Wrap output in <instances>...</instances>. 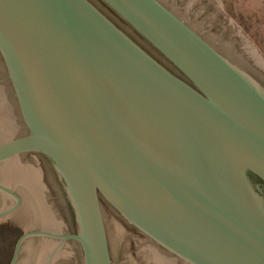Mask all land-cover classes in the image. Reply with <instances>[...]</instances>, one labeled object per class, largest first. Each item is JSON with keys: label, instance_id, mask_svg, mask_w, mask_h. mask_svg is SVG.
<instances>
[{"label": "water", "instance_id": "1", "mask_svg": "<svg viewBox=\"0 0 264 264\" xmlns=\"http://www.w3.org/2000/svg\"><path fill=\"white\" fill-rule=\"evenodd\" d=\"M0 63L21 120L0 164L48 158L75 222L25 230L8 264L32 237L113 264L103 205L178 263L264 264V76L243 54L162 0H0ZM0 193L1 219L21 196Z\"/></svg>", "mask_w": 264, "mask_h": 264}, {"label": "rangeland", "instance_id": "2", "mask_svg": "<svg viewBox=\"0 0 264 264\" xmlns=\"http://www.w3.org/2000/svg\"><path fill=\"white\" fill-rule=\"evenodd\" d=\"M162 1L182 18L189 20L192 26L215 38L232 51L243 54L264 76V0H207L212 8L205 14V22L212 24L215 21V24H218L217 30L209 32H205L206 29L197 23L199 20H194L188 15L190 4L197 0H184L182 5L177 3V0ZM202 10L199 8L197 11ZM0 91L3 93L0 94V106H5L7 102L12 106L11 117L1 118L0 116V138H2L17 130L19 123L16 122L14 106L3 83H0ZM21 164L36 172L41 196L51 210V220L47 223L42 221L34 197L25 185L16 181H7L0 173V181L12 186L22 197L18 209L0 219V264H8L16 238L30 227L42 225L55 226L60 229L66 227L62 212L55 202L49 199L51 195L45 191L47 186L45 185L44 188L41 182L40 170L27 159H21ZM54 188L57 197H60L55 184ZM10 203L11 199L0 193V209ZM103 213L109 236L112 263L149 264V249L153 245L143 235L124 225L107 205H103ZM42 241H49L52 246H56L54 244L56 241L37 237L29 238L23 243L16 264H83L79 249L73 241H65L58 247V252L56 251L51 257L49 254H43Z\"/></svg>", "mask_w": 264, "mask_h": 264}, {"label": "flooded vegetation", "instance_id": "3", "mask_svg": "<svg viewBox=\"0 0 264 264\" xmlns=\"http://www.w3.org/2000/svg\"><path fill=\"white\" fill-rule=\"evenodd\" d=\"M177 3L182 5L184 3V0H177ZM199 8H201L203 10L197 11ZM211 8H212L211 3L207 0L194 1L190 4V6L188 8V15L190 17H192L194 20H199V21H197V23L202 25V27L204 29H206V30H204L205 32H209L211 30H217V28H218V24H215V21H213L212 24H207V22H205L206 21V15L205 14ZM187 21L189 22V20H187ZM151 52L160 61H162L167 67H169L173 72H175L177 75L183 77L181 72L171 68L170 64L169 63L167 64V61L165 60L166 61L165 62L163 60V57L161 55H159L156 51H154V52L151 51ZM2 71H3L2 65L0 63V83H3V87L6 88V93L8 94L7 85H6L7 81H6ZM15 114H16L15 119H16V122L19 123L18 124L19 128L15 131L9 133V134H6L5 136L11 135L14 132L16 133L21 129V120L17 116V112H15ZM19 157L22 160L27 159V160L31 161L40 170L41 182H43L44 188H45V185L47 186V189H45L46 193L48 195H51V197H49V199L51 198L55 202V204L58 206L59 210L62 212V214L65 218L66 227L64 229H61L60 231L65 232V233L74 232L75 231V222H74V218L72 215L70 205L66 204V202H63L59 197H57L58 195H57L55 188H54V180H53L54 179V173H53L52 167L50 166V161L48 160V158H46L44 155H42L38 152H34V151H28V152L22 153ZM21 202H22V197H21ZM21 202H20V204H21ZM39 227H41V226L30 227L29 229H35V228H39ZM51 227H55V226H51Z\"/></svg>", "mask_w": 264, "mask_h": 264}, {"label": "bare ground", "instance_id": "4", "mask_svg": "<svg viewBox=\"0 0 264 264\" xmlns=\"http://www.w3.org/2000/svg\"><path fill=\"white\" fill-rule=\"evenodd\" d=\"M2 92L0 91V94ZM3 94V93H2ZM5 96V95H4ZM12 106L7 102L5 106H0V116L1 118L11 117ZM3 120V119H2ZM0 173L7 181H16L25 185L30 193L33 195L36 202L38 211L42 217L44 223L51 220V210L50 207L46 204V201L41 196L40 183L38 184L37 174L33 169L29 170V167H26L21 164V158L15 157L0 166ZM40 182V181H39ZM58 248L52 246L49 241H42L41 250L43 254H49L52 256ZM48 256V257H49ZM149 264H176L178 263L175 258L165 254L160 249L155 246H151L149 249ZM181 264V263H178ZM183 264V263H182Z\"/></svg>", "mask_w": 264, "mask_h": 264}]
</instances>
